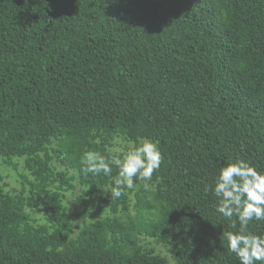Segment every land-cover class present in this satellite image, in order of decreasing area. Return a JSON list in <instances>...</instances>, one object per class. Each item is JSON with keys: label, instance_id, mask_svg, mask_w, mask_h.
<instances>
[{"label": "trees", "instance_id": "obj_1", "mask_svg": "<svg viewBox=\"0 0 264 264\" xmlns=\"http://www.w3.org/2000/svg\"><path fill=\"white\" fill-rule=\"evenodd\" d=\"M116 138L162 162L111 200L118 169L85 174L82 157ZM237 159L264 173V0H0V264H168L140 237L175 264H239L210 190Z\"/></svg>", "mask_w": 264, "mask_h": 264}, {"label": "clouds", "instance_id": "obj_2", "mask_svg": "<svg viewBox=\"0 0 264 264\" xmlns=\"http://www.w3.org/2000/svg\"><path fill=\"white\" fill-rule=\"evenodd\" d=\"M161 162L158 144L148 138H140L136 146H130L119 155L106 157L98 152L86 151L82 157V171L111 176L114 165L118 173L107 193L111 200H116L125 195L126 189L135 187L134 180L143 181L144 189L149 190V182ZM210 190L218 198L216 211L229 221L235 216L239 223L237 231L223 232L227 250L236 255L239 264H264V234L249 231L251 221H264V173L243 159L227 162ZM229 226L236 228V222Z\"/></svg>", "mask_w": 264, "mask_h": 264}, {"label": "rangeland", "instance_id": "obj_3", "mask_svg": "<svg viewBox=\"0 0 264 264\" xmlns=\"http://www.w3.org/2000/svg\"><path fill=\"white\" fill-rule=\"evenodd\" d=\"M130 146H135L133 142L126 141L122 138H116L114 140V145L111 148L112 151L119 155L121 153L126 152ZM18 163V170L15 171L14 169L10 167L3 166L2 172H3V186L6 191L13 192L14 190H19L21 188V180H20V174L24 172L23 170V160L18 159L16 160ZM80 192L77 194L72 193H66L65 202L68 205V207L71 209V211H74L75 209H78L77 203L80 196ZM84 197H87L85 194H83ZM98 203L95 205V210H92L91 208L89 211H95L97 212L98 217H106L110 215L109 207L105 204ZM134 204V198L131 199V213L134 215L136 213V210L133 208ZM92 205V203H91ZM31 216L36 218L39 223H44V219L39 213L31 211ZM140 243L143 245V247L149 249L153 248L156 254L161 255L162 257L166 258V261L168 264H175L174 255L171 247L161 244H156L151 238L147 237H140Z\"/></svg>", "mask_w": 264, "mask_h": 264}]
</instances>
